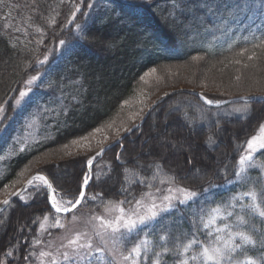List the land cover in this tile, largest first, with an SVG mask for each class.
Here are the masks:
<instances>
[{"label": "trees", "instance_id": "obj_1", "mask_svg": "<svg viewBox=\"0 0 264 264\" xmlns=\"http://www.w3.org/2000/svg\"><path fill=\"white\" fill-rule=\"evenodd\" d=\"M73 5L81 10L69 25ZM76 24L82 26L83 34ZM262 35L264 0H3L1 124H8L14 115L13 98L27 78L45 76L36 88L37 99L27 105L35 113L36 138L19 150L12 141L15 131L11 126L0 132V192L22 169L51 154L52 162H39L34 173L44 175L59 196L76 194L88 151L83 148L73 153L72 141L105 128L119 116L122 104L135 95L139 81L153 69L163 77L159 82L149 77L151 88L163 84L165 89L178 90L175 87L185 83L186 75L177 70L189 65L188 88L207 87L198 82L205 70L209 80L218 81L216 91L201 90L208 99L264 95V49L252 47ZM61 39L66 41L63 47ZM242 49L247 51L238 55ZM253 51L256 58L248 60ZM45 55L48 60L41 65L38 61ZM261 125L264 101L208 107L195 96L178 93L153 109L138 131L94 164L98 180L90 184L88 194H100V199L89 200L74 214L99 212L108 201L130 205L127 201L142 193L173 186L174 176L176 186L197 191L199 198L187 207L177 206L143 229L147 236L141 239L158 242L161 236L191 233L193 220L198 223L202 213L220 206L221 213H234L219 221L220 225L233 224V218L243 215L245 223L240 229L255 241L254 246H247L246 255L264 264V222L247 209L242 213L241 201L232 199L237 192L252 188L253 182L260 181L255 184L258 191L264 184V150L254 158L256 167L246 174L251 179L240 184L234 181L238 159ZM167 130L173 139L155 142L154 136L161 138ZM60 153L70 154L61 159ZM59 171L67 174L59 176ZM149 184L151 188L145 186ZM40 189L28 188L0 213V262L11 257L21 264L31 263L42 237L41 222L45 216L54 222L57 214L50 208L45 190ZM71 215L59 214V218ZM58 231L52 227L46 234ZM197 235L209 239L202 228Z\"/></svg>", "mask_w": 264, "mask_h": 264}, {"label": "snow or ice", "instance_id": "obj_2", "mask_svg": "<svg viewBox=\"0 0 264 264\" xmlns=\"http://www.w3.org/2000/svg\"><path fill=\"white\" fill-rule=\"evenodd\" d=\"M2 2L3 0H0V3ZM73 7L75 10L71 12L72 18L67 21L69 25L73 24L77 13L81 10L79 5H73ZM92 7L93 4L89 3L88 8ZM75 28L83 34L80 24H76ZM37 31H41V29L38 28ZM42 42V39L38 41V43ZM59 44L63 47L66 45V41L61 39ZM252 47L254 49H264V35L261 36L258 42H254ZM245 51L247 49H242L238 55L243 56ZM256 56V52L253 51L247 58L253 60ZM47 60L48 56L45 55L44 59L38 62L43 65ZM235 62L240 63L239 60ZM244 66L247 67V65ZM152 71L155 72V69ZM236 79L239 80L240 77L238 76ZM37 80V76H32L27 80L26 84L29 87L27 90L19 92V98L15 100L17 106L29 95L30 86ZM201 99L206 104L211 105L213 103L211 99L204 98L202 95ZM243 100L245 105L250 102L248 97H244ZM3 111L4 108L0 106V113H3ZM236 111L240 112L241 110L236 109ZM94 131L98 132L100 129ZM125 131H130V129L126 128ZM87 138L85 136L80 139L86 140ZM80 139H74L72 143L79 144ZM117 143L122 145V141ZM110 147L109 149H100L97 156H101L105 151L110 150ZM262 150H264V125L260 126L259 135L253 136L247 141V150L239 157L238 169L234 174L237 184L247 183L251 179L250 175H244L246 162H248V168L254 167L252 164L253 154ZM117 159H119V156ZM94 160L95 157L84 159V170L79 177V188L76 194L68 197L60 196L58 200L56 197L52 198L51 207L57 214L54 219L55 227H64L59 214L73 213L72 221L75 223L80 219L74 214L75 210L89 200L100 199V194H88L90 184L98 180V175L93 171ZM160 167V165H157L156 170L159 171ZM33 180L41 182L51 192L56 191L52 183L43 175H37ZM33 180L29 181V185H33ZM258 182L260 181L253 182V187L247 191L237 192L232 199L241 201L242 213L247 209L253 217L264 222V184L258 191L255 187ZM172 185L166 189V194L162 197L156 196L153 198L151 192L142 193L140 198L133 197L132 200L127 201L130 205H133L127 210L123 206L125 201H108L105 205V211L109 213L115 211L118 213L117 215L111 216V218L98 215L89 216L83 220V229L75 230L74 234L61 237L62 240L67 241L66 244L62 245L65 250L59 254L63 257V264H257L256 261L246 255L247 246H254L255 241L252 236L240 229V225L245 223L243 215L241 214L237 218L235 224L224 223L223 226H219L218 221L226 219L221 215L220 206L210 209L208 213H202L198 223L193 220V231L191 233L183 232L175 236L171 234L161 236L158 242H150L147 238L141 239L142 235L147 236L143 233L144 227L161 220L175 211L177 206L187 207L200 196V193L190 188L176 186L174 176L172 177ZM145 186L152 187L151 184ZM34 188L36 192L41 190L40 185H35ZM245 198H248L247 203L244 202ZM0 205L10 206V201L8 199L2 200ZM229 206L234 207L232 204ZM3 210V208H0V211ZM233 215V212L227 213V217ZM44 219L47 220L48 217L45 216ZM89 225L91 231H89ZM201 228L209 237L207 241L202 240L197 235ZM94 240H98L99 243L94 244ZM237 241H240V243H237ZM129 244H131V247H127ZM7 255H11V253ZM169 255L173 257L171 261L167 259ZM48 256H51L50 252L40 251L38 253L41 264H43V258ZM51 264H61V262L53 257Z\"/></svg>", "mask_w": 264, "mask_h": 264}, {"label": "rangeland", "instance_id": "obj_3", "mask_svg": "<svg viewBox=\"0 0 264 264\" xmlns=\"http://www.w3.org/2000/svg\"><path fill=\"white\" fill-rule=\"evenodd\" d=\"M41 60H43V59H41ZM183 68H184L183 70H177V68H176L177 71L182 72L183 74L185 73V75H186L185 76L186 79L184 80L185 83L177 84V86L175 87L176 89L182 90V89H184V87H186L184 91L189 90L191 92H198L204 98H207V97H205V94L201 90H204L207 92V88H208V91H210V92L216 91V87L218 84H216L215 82H218V81L216 79H212L213 81L209 80L208 77L205 76V72L207 73L206 70L203 71L202 75H204V76L203 77L201 76L202 79L198 82L201 85L207 86V87L199 89V90L191 89L192 87L188 88L185 84L187 83L186 81H189V77L191 78V74H190L191 66L187 65V66H184ZM182 73H181V75H182ZM33 76H37L38 80L35 81L30 86L31 90L29 92V95L24 99V101L19 106H17L15 103V100L19 98V92L22 90H27V88L29 87V86H27L26 82L32 76L30 78H27V80L21 85L17 94L13 98L12 105L15 107V112H14V115L12 116V118L10 119V122L8 124H1V117H0V132H2V133L5 132L11 126V129H13L15 131V133H13V136H12V141L16 142L18 144L19 150L24 148L29 141H33L37 135V130H36L37 126L34 125V123H35L34 122V114L35 113L31 112L27 108V105L29 103H31L33 99L34 100L37 99L36 88H37L39 82L45 76V73L44 74L40 73V74H36ZM149 77L154 78L153 79L154 82H159L158 81L159 78H161L163 76L160 75L159 73H157L156 71L155 72L151 71L150 73H147L145 75V77L141 81H139L140 86L135 91V95L133 97H130L129 99H127L125 101L127 103L122 104V106L120 108V115L116 116L105 128H103V127L98 128V129H100V131H98V132L92 131L91 133H89L87 135L88 138L86 140L80 139L79 144L73 145V147H74L73 150L75 149L73 151V153L74 152H81V150L83 148L84 149L86 148V151H88L87 152L88 154L86 156L89 158L94 157L96 155L95 154L96 151L104 148L105 146H108L113 141H115V139L120 138L124 133H126L127 132V131H125L126 128L127 129L133 128V126H135L144 117V115L148 112V110L151 108V106L154 105L156 103V101L159 100L158 98H162L165 95L171 93L172 90H170V88L165 89L163 84H160L155 88H151L150 87L151 81H150ZM147 81H148V83H147ZM173 91H177V90H173ZM156 99H158V100H156ZM219 99L220 98L211 99L213 101L212 104H216L217 102H221ZM149 114H150V112H149ZM148 115H147V117H148ZM199 123L200 122L197 121L195 123V125L197 126ZM256 135H259V130L254 136H256ZM162 137L163 138L165 137V138L163 139ZM162 137L159 138L158 135L154 136L155 142H157V143L159 141L160 142L161 141L166 142V141H169L170 139H173L172 133H169L168 130L165 134L162 135ZM219 137H220L221 144L223 146L224 135L221 134V135H219ZM246 150H247V145L244 148V151L242 154H244L246 152ZM259 152L260 151H257L256 153L253 154L254 158ZM69 154L70 153H67V154L65 153V155H64L63 153H60L59 155L62 159L64 157L69 156ZM105 154H106V152H105ZM59 155L58 154L56 155L57 160H59L58 159ZM51 156H52L51 154H48L45 158H42V157H44V156H42V157H40L42 160H40L39 162H44V163L50 164L52 162L51 161L52 158H50ZM38 163L33 164V165L31 164L30 166H27V168L22 169V171L15 178L14 182L11 183L10 185H8L5 189H3L0 192V201L5 200L11 194H13L17 190V188L19 186H21L34 173V171L37 169L36 165ZM252 164L254 165V167L248 168V162H246V165H245L246 172L244 175H246L249 170L256 167L254 160L252 161ZM237 169H238V163H237ZM198 173L199 172H197L196 170L193 171L194 175L195 174L198 175ZM65 174H67L65 171H59L58 172L59 176H64ZM234 181H236V180H234ZM229 184L230 183H228L225 186L227 187ZM35 185H40V188H42L46 192V190H47L46 186L42 185L41 182H39V181L33 180V185H30L29 187L32 188ZM151 193L153 194V198H155L156 196L162 197L164 194H166V189L157 190V191L151 192ZM173 195H175V193H173ZM53 197H56L58 200L60 196L58 194H51V198H53ZM245 199H247V201H248V198H245ZM132 206L133 205H126V206H124V208L127 210ZM117 214L118 213L115 211H112L110 213L106 212L105 208L99 212H96V211L78 212L75 215L77 217H79L80 219L75 223H73V221H72V215L69 217H66L64 219H61V222L64 224V227L63 228L57 227L59 229V231L56 234H46L47 231H49L52 227L55 228V226H54V222H51L48 219L47 220L44 219L41 222V225L39 227V233H40V236H42L41 241H39L38 244L36 245V247H35L36 250H35V252H33V260L29 264H41V258L38 257V253L40 251H46V252L51 253V256L43 258V264H51L53 257H55L57 260H59L61 262V264H63V257L59 254L65 250L62 245L66 244L67 241L62 240L61 237H63L64 235L74 234L75 230L83 229L84 228L83 220L89 216L98 215V216H105V217L111 218V216H114ZM221 215H223L227 219V213H221ZM226 219L219 220V221H226ZM219 221H218V223H219ZM236 221L237 220H235V218L232 219L233 224H235ZM155 222H153V223H155ZM153 223L147 225L143 229L150 227ZM218 225L223 226L220 224H218ZM88 228H89V231H91L90 225L88 226ZM98 243H99L98 240H94V244H98ZM8 261H10V262H8ZM9 263L21 264V262H17V260H15L11 257H9V259L5 258L3 262L2 261L0 262V264H9Z\"/></svg>", "mask_w": 264, "mask_h": 264}, {"label": "water", "instance_id": "obj_4", "mask_svg": "<svg viewBox=\"0 0 264 264\" xmlns=\"http://www.w3.org/2000/svg\"><path fill=\"white\" fill-rule=\"evenodd\" d=\"M178 93H189V94H192V95H195L196 97L200 98L199 94L195 93V92H191V91H184V90H177V91H173L167 95H165L164 97L160 98L158 101H156V103L154 105L151 106V108L148 110V112L144 115V117L135 125L133 126V128L130 129V131H127L126 133H124L120 138L116 139L115 141H113L111 144H109L108 146H105L103 149H109V146L110 149L115 147L116 145H118V141H123L125 138H127L128 136H130L132 133L138 131L142 125L144 124L146 118H147V115L149 114V112H151L153 109H155L158 105L162 104L163 102H165L166 100L170 99L172 96L178 94ZM201 99V98H200ZM202 100V99H201ZM249 100H258V101H262L264 100V96H259V95H256V96H251L249 98ZM203 101V100H202ZM240 101H244L243 98H233L229 101H227V103L225 104H228V103H234V102H240ZM209 106H213V105H209ZM216 106V105H215ZM108 151V150H107ZM105 151V152H107ZM100 152V150L98 151ZM97 152V153H98ZM105 152L101 155V156H97V153L95 155V157L97 158H100L102 157ZM37 175H40L38 173L30 176L22 185L19 189H17L13 194H19V195H10L7 199L10 201V203L12 201H14L18 196H20L25 190L26 188L29 186V181L32 180L35 176ZM0 208H3L5 209L6 207L3 206V205H0ZM54 210V209H53ZM2 212V211H0Z\"/></svg>", "mask_w": 264, "mask_h": 264}, {"label": "bare ground", "instance_id": "obj_5", "mask_svg": "<svg viewBox=\"0 0 264 264\" xmlns=\"http://www.w3.org/2000/svg\"><path fill=\"white\" fill-rule=\"evenodd\" d=\"M13 108H14V110H15V107L13 106ZM51 200H52V198H51Z\"/></svg>", "mask_w": 264, "mask_h": 264}]
</instances>
